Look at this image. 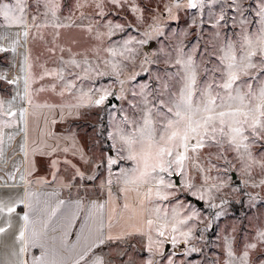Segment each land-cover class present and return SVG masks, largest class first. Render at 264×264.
I'll return each mask as SVG.
<instances>
[{
  "label": "snow or ice",
  "instance_id": "1",
  "mask_svg": "<svg viewBox=\"0 0 264 264\" xmlns=\"http://www.w3.org/2000/svg\"><path fill=\"white\" fill-rule=\"evenodd\" d=\"M211 2L219 3L220 10L217 14L210 12L207 22L203 19L205 0H164L154 7L151 6L154 0H150V4L137 0H75L74 3L73 0H64V3L61 0H31V4L28 0L0 2V17L4 25L21 29L15 33L16 39L10 47L0 45V53H15L21 37L26 42L30 8L34 9L31 27L39 30L42 26L47 27L50 21L57 30L54 38L59 37V29L76 27L97 42L82 51L73 52L69 48L68 59L61 56L57 68L45 69L40 76L41 80L48 76L61 82L58 95L64 97L68 93L75 102L35 106L55 110L61 120L65 119V114L71 116L81 107L101 108L107 112L112 124L111 130L107 131L109 154L105 156L102 151L100 163L95 166L105 167L108 172L106 183L110 198L111 186L119 185V191L125 198L124 209L130 208L127 199L131 196L133 213H147L143 225L137 227L135 233L145 239L144 247L149 255L144 264H156V257H164L165 245L168 244L174 248L185 245V255L202 251L191 243L196 239L195 228L204 222L202 213L191 202L186 204L181 200V194L187 193L200 201L207 200L209 208H217L215 201L218 197L221 204L227 203L220 195L225 189L240 191L239 187H232V175L237 171L245 177L241 181L243 185L264 187V0ZM41 7L44 8L43 13L40 12ZM85 7L91 8L93 13L86 15L83 11ZM62 9L68 11L63 20L60 18ZM180 9L199 10V25L206 27L212 24L214 28L210 39L202 44L203 37L198 34L191 51L187 53L184 51L186 45L180 40L175 48L174 59L170 53L167 54L168 62L175 69L166 73L167 79L157 74L152 77L154 83L158 82L155 87L152 84H137L131 89L127 88L126 85L141 75V72L134 71L137 62L141 71L146 70L145 66L149 63L155 62L148 53L142 51V46L147 45L154 36H163L162 20L179 19L177 13ZM125 10L138 25L145 24L149 19L152 22L141 33L140 27H135L127 19L121 23L109 18L119 16ZM77 11L79 17L75 15ZM231 12L234 15H230ZM145 13L150 15L146 16ZM41 15L45 17L42 25L36 23ZM77 19L81 23H77ZM85 20L88 22L83 23ZM192 24L196 25L197 21L193 19ZM237 27L238 32L235 31ZM133 28L142 39L128 34ZM229 28L233 29L231 36L226 31ZM118 34H122L120 38L113 39ZM180 35L187 36L188 33ZM3 39L8 37L4 36ZM197 52L201 53L199 62L195 58ZM31 67L29 56L25 55L20 65L23 75L9 79L7 73H0V80L10 85L18 87L23 81L22 94L17 91L7 101L0 97V129L16 123L17 112L20 119L24 118L27 108L13 110L18 98L22 104L27 102L33 105L34 93L44 90L32 88L35 76L30 71ZM104 77L109 78V83H98ZM85 81L88 82L87 86ZM114 85H119V99L127 101V110H113L109 101L117 95ZM51 88L55 91L57 85L53 83ZM129 95L132 97L130 100ZM115 111L121 113L118 119ZM3 136L0 130V155H3ZM24 147L21 145L22 153ZM72 147H75L74 137ZM57 148L51 147L50 152H56ZM112 149H115V156L111 153ZM62 151L68 153L69 147H64ZM230 152L233 154L231 159ZM83 155L81 152V158ZM122 162H130V166L119 167V171L113 173V166ZM58 163L53 160L52 167L55 168ZM64 163L71 165L68 160ZM71 167L75 169V165ZM75 171L77 176L85 175L78 169ZM254 173L260 177L258 182ZM53 179H56L55 173ZM20 180L23 182L24 176L21 175ZM23 203L24 200H0V219L5 215L8 217L4 221L6 227L0 226V234L12 227L11 216ZM93 207L102 208L105 205L94 204ZM28 208L34 210L31 200ZM44 211L47 212V218L40 221L39 230L34 225L29 228L32 223L29 213L23 214L25 223L16 236L19 248L12 253L17 258L15 264H29L24 255L30 248L36 247L43 250L38 256L32 257L30 264H65L63 240L58 247L42 243L56 209L46 206ZM221 215L223 212H217L213 219ZM108 220L111 221V216ZM107 227L110 228L111 224ZM209 227L211 221L205 224L204 230ZM104 228L102 219L95 214L89 215L81 226L86 247L74 264H80L92 247H98L106 240L132 235L123 233L112 237L105 234ZM199 238L203 239L202 236ZM223 239L222 256L226 255L227 259H221L217 264H264V229L258 230L254 240L245 243L239 254L233 246L234 238L225 236ZM253 252L256 253L255 260L251 258ZM165 259L167 264H176L172 256ZM93 264H104V260L96 257Z\"/></svg>",
  "mask_w": 264,
  "mask_h": 264
},
{
  "label": "rangeland",
  "instance_id": "2",
  "mask_svg": "<svg viewBox=\"0 0 264 264\" xmlns=\"http://www.w3.org/2000/svg\"><path fill=\"white\" fill-rule=\"evenodd\" d=\"M0 2H14V0H0ZM31 4V0H28ZM64 3V0H61ZM75 0H73V3ZM137 2L143 4H150V0H137ZM164 0H154L151 6H155L157 3H162ZM162 10V9H161ZM220 10V4H213L211 0H205V7L203 12V19L207 22L209 19V13L217 14ZM86 15L92 14L93 10L89 7L83 9ZM34 9L28 10L27 17L29 24V37L20 38V43L16 45L17 51L15 53L9 51L6 53H0V73H7L9 79L15 77L16 75H23L20 65L23 62L25 56L26 44L28 41L27 54L29 56V63L32 65L30 71L35 76V83L32 85L33 89L43 88L42 92L38 94L42 96L46 95H56L60 100H65L70 102L72 100L71 96L66 93L64 97L59 96L54 93L51 88L53 83H56L57 88L55 91L59 92L60 83L54 77L46 76L43 80L40 76L43 74L45 69L51 70L59 66V59L61 56L64 59H68V49L71 48L73 52L82 51L85 48H90L92 45L97 43L92 37H90L86 32L79 28H65L59 29L60 35L54 38V32L57 31L48 22L47 27H40L39 30L31 27L32 24V14ZM40 12H44V8H40ZM234 15V12L229 13ZM68 15L67 9H62L60 14L61 20ZM76 17H79V11L76 12ZM145 15H150V13H145ZM179 19L177 20H162V31L163 36H154L150 39L147 45L142 46V51L148 53L150 58L155 61L154 63H149L145 66L146 70L141 71L139 67V62H137V67L134 69L136 72H141V75L137 77L135 81L130 82L126 85L127 88L131 89L137 84H152L153 87L157 86V83L152 81V77L159 74L167 79L166 73L173 72L175 69L169 61L167 54L175 57V48L180 40H183L184 51L190 52L192 43L195 41L196 36L199 34L203 37L202 44L208 41L211 37L214 28L212 24H207L206 27H201L199 21L201 14L197 9H180L177 13ZM111 19L119 20L123 23L125 19L131 21L135 27H140L141 33L147 29L148 24L152 21L149 19L143 25H138L128 12L122 11L119 16L109 17ZM197 21L196 25L192 24V20ZM45 17L39 16L36 20L37 24H44ZM65 23L67 21H64ZM85 20L83 23H87ZM77 23H81L77 19ZM231 23V21H229ZM103 30V29H102ZM21 31L19 27H8L4 25L3 18L0 17V45L4 47H10L13 41L16 39L15 33ZM228 34L231 36L233 29H226ZM235 31H239L238 27ZM187 32V36H181V33ZM132 36H136L137 39H142L143 37L138 34L134 28L129 30ZM118 34L113 39H119ZM7 36L8 39H3ZM21 44V45H20ZM50 49H55V51H50ZM61 49H64L62 52ZM155 54V55H152ZM101 55H104L101 53ZM201 53L197 52L195 58L199 62ZM141 57L140 59H142ZM207 60V57H204ZM128 72H125L127 75ZM203 75L201 79H203ZM87 86L88 82H84ZM98 83H109V78L104 77ZM23 84V81H21ZM14 85L8 84L4 80H0V95L9 94L14 90ZM119 85H114V90L117 95L114 98H110V104L113 106V110H118L123 108L128 109L127 101L120 100L118 95ZM37 91L34 93L36 94ZM132 97L129 95L128 99ZM75 101L72 100V103ZM82 115L79 118H74L68 125V129H72L79 132L80 137L86 144L89 152V164L86 168H81L79 165H75V169L84 172L83 177L77 176L73 177L74 181H86V182H104L106 183L108 172L105 167L96 168V164L100 163L101 152L106 155L109 154V144L110 141L107 138V131L111 130L112 124L108 118L107 112L101 108L95 107H84L82 108ZM117 119L121 115L119 111H115ZM215 151V149H212ZM113 156H115V149L111 150ZM205 155L207 150H205ZM232 153H229V158L231 159ZM130 166V162H122L120 165H114L112 168L113 173L119 171V167ZM72 169V176L75 175L76 171ZM258 171V170H257ZM195 175V173H193ZM254 175H256L254 173ZM90 177H95V179H90ZM82 178V179H80ZM238 171L232 175L233 188L239 187V192H234L231 189H225L222 195L223 199L227 201L225 204H221L220 198L218 197L215 203L218 205L217 208H209L208 201H200L197 197L188 195L187 193L181 194L180 199L186 204L191 202V204L199 209L202 213L203 223H199L194 230V235L196 239L192 240V245L197 248L202 249V251L191 253L190 255L184 254L185 245L181 244L178 248H174L170 244L165 245L164 257H156V264H167L165 257L172 256L176 261V264H217L221 259H227L226 255L222 256L224 252V237L234 238V249L239 254L245 243L254 240L256 233L260 229H264V187H252L250 184L245 186L241 183L244 179ZM173 179H178L173 177ZM259 175H256L257 182L259 181ZM118 190V189H117ZM75 191V190H74ZM250 194V195H249ZM251 197V198H250ZM223 212V215L219 218L213 219L215 213ZM211 221V227L207 230L205 229V224ZM235 229V231H233ZM203 237L200 239L199 237ZM145 239L142 236H136L134 238H129L126 241L111 242L105 247V259L107 264H144L145 260L148 258V253L145 251ZM253 260L256 258V253H252Z\"/></svg>",
  "mask_w": 264,
  "mask_h": 264
},
{
  "label": "crops",
  "instance_id": "3",
  "mask_svg": "<svg viewBox=\"0 0 264 264\" xmlns=\"http://www.w3.org/2000/svg\"><path fill=\"white\" fill-rule=\"evenodd\" d=\"M27 47L28 41L25 55L28 52ZM14 90L9 94L0 95V97L7 101L17 91L22 94L23 84L15 86ZM38 92L42 91H37L34 94L33 105H29L27 102L22 104L18 98L13 105V110L27 108L24 118L20 119L19 112H17L15 117L17 122L0 129L4 133L3 155H0V200L6 202L24 200L23 204L18 205L16 213L11 216L12 227L6 233L0 234V264H15L17 258L12 253L18 251L19 248L16 236L25 223L22 219L23 214L29 213L32 222L29 224V228L34 225L39 230L41 228L40 221L47 218V212L44 211L46 206L56 209V214L45 230L42 243L46 246L58 247L63 240L65 264H74L81 251L86 247L87 242L82 236L81 226L90 214H95L96 217L104 221L103 231L107 235L117 237L123 233H132L122 239L106 240L104 244L92 247L85 255L84 260L80 262V264H85L87 261V264H93L96 257H102L104 264H107L104 253L106 245L140 236L135 234L136 228L143 225L147 213H133L131 196L127 199L130 208L124 209L125 198L124 194L119 191V185L111 186L110 198L107 183L72 181L73 177H77V174L75 173L71 177L73 169L71 165L76 164L81 168H86L90 158L87 146L79 132L67 128L72 119L81 117L84 107L78 109L71 116L65 114V119L61 120L60 114L55 110L35 105L72 103V100L70 99V102L66 99L60 100L56 95L42 96ZM54 93L58 94L57 91ZM53 120L56 123H52ZM73 137L75 138L74 148L72 147ZM21 145L25 146L23 153ZM55 146H58L57 151L50 152V148ZM64 147H69L68 153L62 151ZM33 149H35L34 152ZM73 152L76 154L73 155ZM81 152L84 154L83 158H81ZM53 160L59 161L55 168L51 164ZM65 160L71 161V165L64 163ZM53 173L56 175L55 180ZM21 175L24 176L23 182L20 180ZM30 193L33 195L29 196ZM30 200L34 205L33 211L28 208ZM60 201L64 203L59 204ZM94 204L105 205V207L94 208ZM58 205L59 207H57ZM109 216H111L110 222ZM7 219L6 215L0 219V226L6 227L4 221ZM109 223L111 224L110 228L107 227ZM65 233L67 234L66 238ZM42 250L40 247L30 248L24 258L30 264L32 257L38 256Z\"/></svg>",
  "mask_w": 264,
  "mask_h": 264
}]
</instances>
